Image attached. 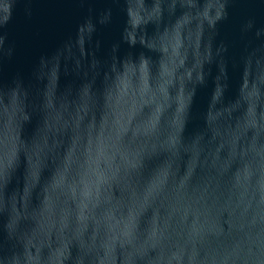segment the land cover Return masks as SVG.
<instances>
[{"label":"clouds","instance_id":"1","mask_svg":"<svg viewBox=\"0 0 264 264\" xmlns=\"http://www.w3.org/2000/svg\"><path fill=\"white\" fill-rule=\"evenodd\" d=\"M42 3L82 14L0 77V264H264V0H0V67Z\"/></svg>","mask_w":264,"mask_h":264},{"label":"water","instance_id":"2","mask_svg":"<svg viewBox=\"0 0 264 264\" xmlns=\"http://www.w3.org/2000/svg\"><path fill=\"white\" fill-rule=\"evenodd\" d=\"M4 8L7 10L8 5ZM82 10L77 9L71 5L63 3H42L36 6L33 18L27 20L22 10H18L14 15L13 28L11 30L10 38L16 43V56L10 62H6L0 67V77L7 78L16 71L27 72L31 61L45 51L63 37L76 23ZM244 15H255L258 20L264 21V10L253 6L238 7L233 9L234 20H239ZM229 33L231 28L226 29ZM115 33L108 34V39H111ZM87 54L91 55V51L87 50ZM129 51L125 46L121 50V55L117 59H122L123 54ZM97 55L102 56V53ZM72 79L70 72H65L62 65L60 75L57 82V87L63 89L67 82ZM99 84V81L97 82ZM244 80L240 73L232 72L230 74V85L227 95L221 94L216 96V91L219 85L216 82L215 75H213L207 86L200 90L199 100L206 115L219 111L221 107L233 104L241 97Z\"/></svg>","mask_w":264,"mask_h":264}]
</instances>
